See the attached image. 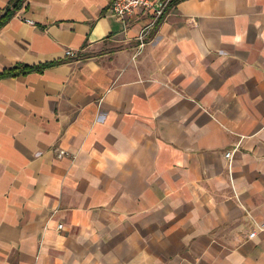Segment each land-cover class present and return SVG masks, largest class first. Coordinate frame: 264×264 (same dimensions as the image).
<instances>
[{"label": "crops", "instance_id": "1", "mask_svg": "<svg viewBox=\"0 0 264 264\" xmlns=\"http://www.w3.org/2000/svg\"><path fill=\"white\" fill-rule=\"evenodd\" d=\"M112 1L0 28V264H264V0Z\"/></svg>", "mask_w": 264, "mask_h": 264}, {"label": "built area", "instance_id": "2", "mask_svg": "<svg viewBox=\"0 0 264 264\" xmlns=\"http://www.w3.org/2000/svg\"><path fill=\"white\" fill-rule=\"evenodd\" d=\"M171 1L172 0H113L110 5V10L113 15L121 21H125L128 17L138 15L140 12H145L149 16L148 25L142 29L139 35L140 48H144L149 32L158 25ZM27 22L31 25L33 24L31 21ZM66 57L73 58L75 57V53L73 51H67ZM64 156H66L65 151H58L59 158ZM231 157L232 152H227L226 158L229 159ZM62 228V224L58 225V229ZM255 236L256 232H252L249 238L253 239Z\"/></svg>", "mask_w": 264, "mask_h": 264}, {"label": "trees", "instance_id": "3", "mask_svg": "<svg viewBox=\"0 0 264 264\" xmlns=\"http://www.w3.org/2000/svg\"><path fill=\"white\" fill-rule=\"evenodd\" d=\"M26 0H13L11 6L7 8L4 15L0 17V28L6 24V22L16 13V11L22 6ZM184 0H172L171 4L175 5ZM43 68L40 67H30L27 65H18L9 70L4 71L0 74V79L8 78V77H17L19 75H25L32 71H41Z\"/></svg>", "mask_w": 264, "mask_h": 264}]
</instances>
